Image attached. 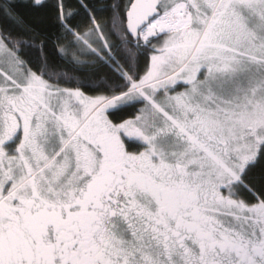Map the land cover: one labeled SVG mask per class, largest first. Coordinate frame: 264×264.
Instances as JSON below:
<instances>
[{"label":"snow or ice","instance_id":"obj_1","mask_svg":"<svg viewBox=\"0 0 264 264\" xmlns=\"http://www.w3.org/2000/svg\"><path fill=\"white\" fill-rule=\"evenodd\" d=\"M0 264H264V0H0Z\"/></svg>","mask_w":264,"mask_h":264}]
</instances>
